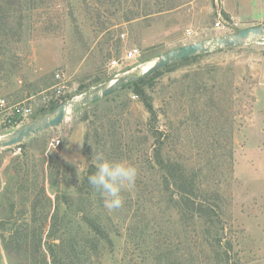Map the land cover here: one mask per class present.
Listing matches in <instances>:
<instances>
[{
  "label": "rangeland",
  "instance_id": "rangeland-1",
  "mask_svg": "<svg viewBox=\"0 0 264 264\" xmlns=\"http://www.w3.org/2000/svg\"><path fill=\"white\" fill-rule=\"evenodd\" d=\"M258 25L264 0H0V101L31 104L24 125ZM1 120L0 137L18 127ZM95 153L138 170L119 209L88 182ZM0 264H264V39L174 62L0 149Z\"/></svg>",
  "mask_w": 264,
  "mask_h": 264
},
{
  "label": "water",
  "instance_id": "water-1",
  "mask_svg": "<svg viewBox=\"0 0 264 264\" xmlns=\"http://www.w3.org/2000/svg\"><path fill=\"white\" fill-rule=\"evenodd\" d=\"M259 39H264L263 25L247 27L225 36L192 42L169 50L159 55L155 59V63L143 69L142 72L128 70L118 75L112 81L99 85L88 94L82 95L77 99L66 100L47 114L17 127L7 136L0 137V149L23 143L33 135L62 123L70 113L81 109L88 103L96 102L101 97L108 96L117 91L124 84L132 81H140L174 62L211 52L244 46Z\"/></svg>",
  "mask_w": 264,
  "mask_h": 264
},
{
  "label": "clouds",
  "instance_id": "clouds-1",
  "mask_svg": "<svg viewBox=\"0 0 264 264\" xmlns=\"http://www.w3.org/2000/svg\"><path fill=\"white\" fill-rule=\"evenodd\" d=\"M91 164L95 171L87 177L89 184L104 198L108 210L121 208L122 192L134 184L137 168L125 161L110 160L103 153H95Z\"/></svg>",
  "mask_w": 264,
  "mask_h": 264
},
{
  "label": "built area",
  "instance_id": "built-area-1",
  "mask_svg": "<svg viewBox=\"0 0 264 264\" xmlns=\"http://www.w3.org/2000/svg\"><path fill=\"white\" fill-rule=\"evenodd\" d=\"M188 35H192V32L189 31ZM137 53V49H133L128 52V57L132 58L135 57ZM57 78H60L61 75L59 73L56 74ZM64 90L63 85H59L56 87V93L61 94ZM34 113V108L31 104L22 102V103H17V104H9L6 102L5 99H2L0 101V114L2 117L1 122L5 124V126H12L14 127H19L25 119L29 118L32 116ZM55 146H58L61 144L60 139L54 140ZM21 148H19L20 150Z\"/></svg>",
  "mask_w": 264,
  "mask_h": 264
},
{
  "label": "trees",
  "instance_id": "trees-1",
  "mask_svg": "<svg viewBox=\"0 0 264 264\" xmlns=\"http://www.w3.org/2000/svg\"><path fill=\"white\" fill-rule=\"evenodd\" d=\"M191 58H193V57H191ZM189 59V58H188ZM157 72V71H156ZM155 73V72H154ZM144 79L145 78H143V79H141L140 81H132V82H129V83H134V84H139V83H142L143 81H144ZM129 83H126V84H129ZM125 85V84H124ZM148 108H149V110L153 113L154 112V108L151 106V105H148ZM54 109V107H52L51 108V110H53ZM182 197L183 198H186V197H189V196H187V195H182ZM49 249L51 250V255H53L52 254V251H54L53 250V248L51 247V246H49ZM54 256V255H53Z\"/></svg>",
  "mask_w": 264,
  "mask_h": 264
},
{
  "label": "bare ground",
  "instance_id": "bare-ground-1",
  "mask_svg": "<svg viewBox=\"0 0 264 264\" xmlns=\"http://www.w3.org/2000/svg\"><path fill=\"white\" fill-rule=\"evenodd\" d=\"M155 63V62H154ZM150 67V66H149Z\"/></svg>",
  "mask_w": 264,
  "mask_h": 264
}]
</instances>
